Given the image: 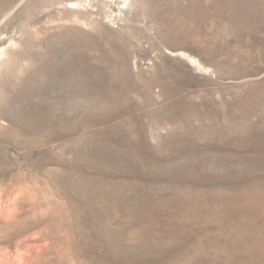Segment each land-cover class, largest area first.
<instances>
[{"label": "rangeland", "instance_id": "1", "mask_svg": "<svg viewBox=\"0 0 264 264\" xmlns=\"http://www.w3.org/2000/svg\"><path fill=\"white\" fill-rule=\"evenodd\" d=\"M0 264H264V0H0Z\"/></svg>", "mask_w": 264, "mask_h": 264}]
</instances>
